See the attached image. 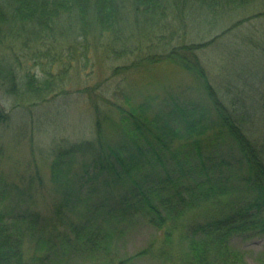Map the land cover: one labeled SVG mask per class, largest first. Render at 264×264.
<instances>
[{
  "label": "rangeland",
  "instance_id": "obj_1",
  "mask_svg": "<svg viewBox=\"0 0 264 264\" xmlns=\"http://www.w3.org/2000/svg\"><path fill=\"white\" fill-rule=\"evenodd\" d=\"M222 16L223 22L214 31L210 29L214 27L202 23L181 30L171 40V32L144 37L140 50L119 60L100 48L91 52L92 62L76 60L63 70L57 63L54 76L47 77L51 88L56 84V92L43 104L27 102L30 110H25L26 106L12 110V100L6 103L0 99L5 115L0 121V201L22 237L26 264H188L186 228L191 220H204L206 204L199 201L187 206L185 214L173 223L153 192L168 197L179 188L188 201V188L192 187L195 196L202 195L204 172L200 159L194 156L195 148H199L203 161L208 157V164L228 159L231 175L238 174L240 168L217 128L204 135V128L198 127L199 133L191 135L178 121L181 113L174 111L176 106L191 110L195 105L198 111L203 110L199 106H204L208 95L200 78L175 63L151 61L164 50L204 45L215 39L212 46H202L195 54L218 96L228 104L238 96L260 98L264 94V0ZM236 22L240 23L233 27ZM96 99L98 109L93 104ZM237 103L248 105L240 100ZM118 108L125 113H119ZM132 111L148 120L150 141L157 143L163 125L171 128L170 135L160 139L169 143L170 150H164L165 167L157 165L160 176L148 166L151 172H145V181L138 180L144 196L149 197L152 189L154 205L167 219L162 228L149 223L144 207H137L141 190L132 185L120 187L114 176L94 169L79 182L78 174L92 157L77 153L71 161L61 155L78 144L98 145L99 120L106 142L113 148L121 146L126 137L119 120ZM198 124L204 126V120ZM259 126L255 132L261 138L263 130ZM55 161H62V180L58 183L52 179ZM181 168L187 172L184 178ZM209 170L220 180L219 170L210 166ZM237 192L253 197L247 188ZM229 244L246 264H264V235H234Z\"/></svg>",
  "mask_w": 264,
  "mask_h": 264
},
{
  "label": "trees",
  "instance_id": "obj_2",
  "mask_svg": "<svg viewBox=\"0 0 264 264\" xmlns=\"http://www.w3.org/2000/svg\"><path fill=\"white\" fill-rule=\"evenodd\" d=\"M254 1L0 0V99L6 103L12 100V110L24 109L25 106V110H30L31 105L49 101L52 93L56 92L53 89L56 84L51 88L47 77L54 76L57 63L61 65V70L76 60H86L88 63L92 60L91 52L96 53L100 48L107 49L109 54L119 60L126 54L140 50V42L144 37L156 38L171 32V40L181 30L202 23L214 27L210 28L214 31L218 23L223 22L222 14L246 10ZM170 16L171 19L166 23ZM236 23L233 27L240 22ZM214 40L204 45H184L174 50H164L151 64L168 61L191 70L200 78L208 95L204 106H199L203 110L198 111L195 105L191 110L176 106L174 111L181 113L178 121L186 126V131L191 135L199 133L198 127L204 128V135L212 127L217 128L221 139L229 144L230 154L238 159L240 172L231 175L233 171L228 159L208 164V157H204L203 161L199 148H195L194 156L200 159L204 172L202 195L195 196L192 187L188 188V201L179 188H175L176 191L168 197L155 192L153 195L161 201L166 208L167 219L172 218L173 223L185 214L187 206L192 207L199 201L206 204L208 210L204 220H191L186 228L188 264H246L239 253L232 251L229 240L238 234L264 235V218H260L264 215V94L260 98L256 95L238 96L230 104L218 96L206 69L195 54L202 46H212ZM117 72L118 69H114V74ZM86 89L88 87L82 91L86 92ZM239 100L248 102V105L239 106ZM27 102L32 103L28 105ZM97 102L98 99L93 100L95 109L99 107ZM118 111L125 113L121 108ZM126 114L119 120L121 131L126 137L121 146L113 148L106 142L102 121L99 120L98 145L78 144L61 152L62 156L70 160L77 153L92 157V162L84 164L87 168L78 174L79 182L94 169V172H107L111 177L114 176L120 187L132 185L141 190L138 180L144 178L145 172H151L148 166L155 175L160 176L158 166L164 168L167 160L164 150L170 151L169 143L166 144L165 139L163 143L160 139L170 135L171 128L168 124L163 125L158 130V141L155 143L149 139L150 127L146 117L135 111ZM4 116L0 109V121ZM203 120L204 126H200L198 123ZM257 125L262 126H259L263 130L261 138L255 132ZM142 140L145 141L143 144ZM60 163L55 161L52 164V179L56 183L62 180ZM209 166L219 170L220 180L210 175ZM180 172L181 177L187 175L183 168ZM174 186L177 187V184ZM240 188L252 191L253 197L242 195L244 191L237 192ZM151 190L149 197L144 196V191H139L137 207H144L149 223L162 228L167 219L154 205ZM235 192L239 194L235 195ZM215 204H220V207L210 208ZM24 253L22 237L14 230L0 201V264H26Z\"/></svg>",
  "mask_w": 264,
  "mask_h": 264
}]
</instances>
